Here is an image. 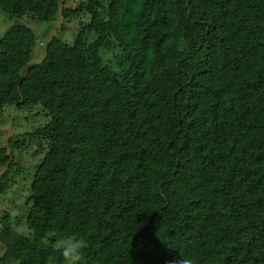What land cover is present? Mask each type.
Listing matches in <instances>:
<instances>
[{"label": "trees", "instance_id": "obj_1", "mask_svg": "<svg viewBox=\"0 0 264 264\" xmlns=\"http://www.w3.org/2000/svg\"><path fill=\"white\" fill-rule=\"evenodd\" d=\"M0 121L43 105L27 224L0 213V263L264 264V0H0ZM89 14L73 44L20 21ZM88 34L94 36L90 38ZM0 139V192L14 169ZM57 234V235H56ZM51 235L50 240L47 239Z\"/></svg>", "mask_w": 264, "mask_h": 264}, {"label": "rangeland", "instance_id": "obj_2", "mask_svg": "<svg viewBox=\"0 0 264 264\" xmlns=\"http://www.w3.org/2000/svg\"><path fill=\"white\" fill-rule=\"evenodd\" d=\"M84 0H64L65 5H76ZM16 19L10 18L0 9V38L14 24ZM21 22L29 25L36 33V44L30 64L43 61L46 53L47 43L53 36H57L63 41L73 44L75 36L82 24L90 21L89 14L72 15L64 19L63 15H58L56 19L44 21L33 19L26 15ZM92 39L93 35L88 34ZM51 119V115L44 109L43 105L35 104L18 107L7 105L4 108V116L0 121V139L4 145L12 138V141H19L11 150L15 158L14 169L4 180L6 188L0 192V213L8 212L11 216L12 228L19 234L31 235L32 230L27 224V206L31 183L37 166L41 163L47 151V144L39 139H32L29 134L40 126L45 125ZM4 172L0 165V175ZM57 235V234H56ZM51 235L47 239L50 240ZM67 236H56L54 247L60 244ZM3 247L0 244V254ZM0 264H19L14 259L6 260ZM54 264V263H48ZM62 264H65L64 260Z\"/></svg>", "mask_w": 264, "mask_h": 264}, {"label": "clouds", "instance_id": "obj_3", "mask_svg": "<svg viewBox=\"0 0 264 264\" xmlns=\"http://www.w3.org/2000/svg\"><path fill=\"white\" fill-rule=\"evenodd\" d=\"M86 247L85 240L74 237L64 239L56 245V248L61 251L65 264H85L86 257L83 250ZM178 264H194V262L192 259L181 258Z\"/></svg>", "mask_w": 264, "mask_h": 264}]
</instances>
